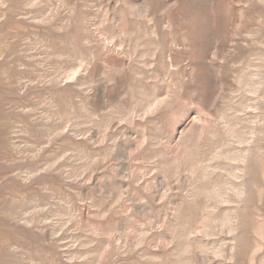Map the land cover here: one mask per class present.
Wrapping results in <instances>:
<instances>
[{
	"label": "rangeland",
	"instance_id": "rangeland-1",
	"mask_svg": "<svg viewBox=\"0 0 264 264\" xmlns=\"http://www.w3.org/2000/svg\"><path fill=\"white\" fill-rule=\"evenodd\" d=\"M0 264H264V0H0Z\"/></svg>",
	"mask_w": 264,
	"mask_h": 264
}]
</instances>
